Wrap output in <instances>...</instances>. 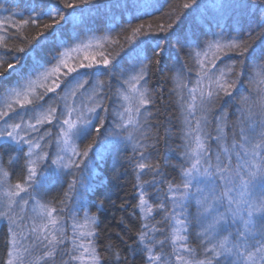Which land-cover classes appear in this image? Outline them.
Wrapping results in <instances>:
<instances>
[{
	"label": "snow or ice",
	"instance_id": "snow-or-ice-1",
	"mask_svg": "<svg viewBox=\"0 0 264 264\" xmlns=\"http://www.w3.org/2000/svg\"><path fill=\"white\" fill-rule=\"evenodd\" d=\"M32 3L27 19L0 9L10 13L0 16V85L16 77L0 92V142L15 153L9 166L22 156L26 170L23 182L13 184L0 154V219L8 225L3 264H105V252L107 264H128L111 244L100 250L104 202L90 213L87 198L98 178L95 161L129 148L136 202L120 207L138 218L133 259L139 253L142 264H264V86L252 87L264 85V55L249 64L251 44L222 33L203 42L175 40L169 98L178 109L181 143L173 159L159 149L172 138L173 121L160 119L164 93L149 85L166 51L161 39L172 37L175 22L198 9L199 0H173L167 12L161 9L168 23L110 16L113 26L105 29L90 23L104 10L97 0ZM28 26L35 35L25 34ZM185 48L190 65L178 55ZM230 52L240 59L219 64ZM169 168L177 175L169 178ZM66 176L63 197L55 205L44 202L50 178L63 183Z\"/></svg>",
	"mask_w": 264,
	"mask_h": 264
},
{
	"label": "trees",
	"instance_id": "trees-1",
	"mask_svg": "<svg viewBox=\"0 0 264 264\" xmlns=\"http://www.w3.org/2000/svg\"><path fill=\"white\" fill-rule=\"evenodd\" d=\"M141 4H154L155 7H147L143 10H136L129 6L124 8L117 4V0H111V7H105L110 3V0H97V3L104 9L102 13L96 16L90 23L94 28L105 29L111 28L113 25L107 17L114 16L117 20L123 22L125 19L131 20L133 15L143 17V22H151L154 26L158 23H168V19L162 15L163 12L168 11V5L173 0H138ZM200 7L194 10H186V14L181 17L178 22H175L173 35L168 40L161 39L160 43L165 47L166 51L161 56V63L153 69L150 88H158L164 93L165 103L160 105L163 115L161 120L165 117L173 121L172 138L169 140V147L166 148L161 142L159 149L162 155H168L170 158L175 157V147L181 143L179 139V124L176 122L178 116V109L174 103V97L169 98V93L174 88L173 77L177 75V48L175 40L183 37H196L200 41H207L213 39V33H222L225 40L236 39L246 41L251 44L249 53L247 54V62L252 63L253 60L259 62L260 57L264 55V0H199ZM220 5H223L222 7ZM44 5L37 4L36 7H43ZM7 8L11 13H17L16 19H27L32 8V0H0V9ZM9 12L0 10V16L9 15ZM140 20H134L133 23H140ZM12 31H15L13 29ZM35 28L28 26L26 35H35ZM103 31H98L97 35H103ZM19 41H10V46ZM111 50V49H109ZM187 49L179 51L178 55L182 63L191 64L187 56ZM107 54V53H106ZM151 54V53H149ZM6 59V57H5ZM239 56L235 52H230L223 56L218 63L227 65L233 61H237ZM123 66H127V57H124ZM6 67V65H5ZM251 73L248 72L244 76V83L241 86V91L247 94L249 88L248 79ZM194 77V74H193ZM16 79L15 76L5 81L0 85V92H3L4 87L11 85ZM97 79H107L105 76L97 77ZM115 85V81H112ZM264 86L253 85L252 87ZM88 87L87 85L85 86ZM63 88V85H62ZM115 88H113V91ZM58 92L60 89L57 90ZM52 94H49L51 96ZM47 99V98H46ZM3 101L0 100V104ZM229 115L234 111L230 108ZM108 124L106 123V127ZM48 127L47 125L45 126ZM43 131V129H42ZM55 131V129H53ZM103 132V129H101ZM163 134V129H161ZM90 141V138L79 142L81 149ZM0 154L3 156V166L9 171L10 179L13 184L20 181L23 182L26 170L24 168V160L21 156L19 161L14 166H9V156L15 155L11 146L0 143ZM131 155L130 148L127 151L121 150L117 152L112 149L105 152L102 160L95 161L96 171L98 173L97 180L94 181L95 188L88 194L87 203L89 205L88 211L96 213L100 202H104L103 208L100 209L99 215V239L97 241L100 250L103 251L106 245L111 244L114 250L119 251L122 257H128V264H142V257L137 253L132 258L129 253V246L134 247L136 231L138 228V218L130 215L132 209H121L120 205L127 201L129 204H134L136 183L135 173L128 162V157ZM170 173L169 178L176 176L177 173L171 168L167 169ZM71 177H64L63 183L60 181L53 182L54 178H50L48 184V191L43 197L44 202H51L56 204L62 197L67 188V182ZM143 180L151 179L150 176L145 175ZM100 181H103L102 183ZM114 202V203H112ZM194 211V209H193ZM79 216L84 215L83 211L78 212ZM124 218V223H121V218ZM8 236V228L5 224L0 225V264L7 258V248L5 241ZM198 242H194L195 244ZM105 264H107V253L105 252Z\"/></svg>",
	"mask_w": 264,
	"mask_h": 264
},
{
	"label": "rangeland",
	"instance_id": "rangeland-1",
	"mask_svg": "<svg viewBox=\"0 0 264 264\" xmlns=\"http://www.w3.org/2000/svg\"><path fill=\"white\" fill-rule=\"evenodd\" d=\"M191 86V85H190ZM1 143V142H0ZM48 191V189L46 190V192ZM80 217H83V215L82 216H80ZM2 222H4V223H6L7 224V222L6 221H4V220H2V219H0V223H2ZM69 223H70V221H69Z\"/></svg>",
	"mask_w": 264,
	"mask_h": 264
},
{
	"label": "bare ground",
	"instance_id": "bare-ground-1",
	"mask_svg": "<svg viewBox=\"0 0 264 264\" xmlns=\"http://www.w3.org/2000/svg\"><path fill=\"white\" fill-rule=\"evenodd\" d=\"M2 224H5V225H6V227L8 228V225H7L6 223H4V222L0 223V225H2Z\"/></svg>",
	"mask_w": 264,
	"mask_h": 264
}]
</instances>
